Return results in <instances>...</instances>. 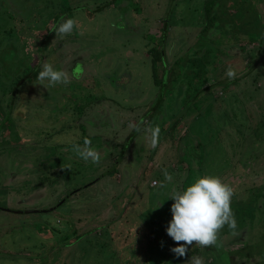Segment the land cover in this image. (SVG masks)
Masks as SVG:
<instances>
[{"label": "rangeland", "instance_id": "rangeland-1", "mask_svg": "<svg viewBox=\"0 0 264 264\" xmlns=\"http://www.w3.org/2000/svg\"><path fill=\"white\" fill-rule=\"evenodd\" d=\"M210 1L0 0V264H264V0H223L205 34ZM208 174L256 221L177 258L168 198Z\"/></svg>", "mask_w": 264, "mask_h": 264}, {"label": "clouds", "instance_id": "clouds-1", "mask_svg": "<svg viewBox=\"0 0 264 264\" xmlns=\"http://www.w3.org/2000/svg\"><path fill=\"white\" fill-rule=\"evenodd\" d=\"M55 30V34L63 37L71 34L75 20L72 18H61ZM226 76L233 79L236 72L232 68L226 70ZM37 79L44 82L43 86L54 87L57 85L67 86L70 79L62 69L55 68L52 64L44 62L38 73ZM159 127L151 129V142L156 145ZM90 141L84 140V147L73 145V151L85 162L99 163V153L91 148ZM166 179H170L167 170H164ZM234 190L225 184L219 176L203 175L194 180L184 189L173 191L168 200L174 201L171 204V220L166 227L167 235L176 243L170 251L177 257H184L188 252V247L195 245L208 247L217 245L218 233L226 225L229 230H237V220L231 207ZM160 204L157 203V207ZM183 242V243H180ZM192 264H202L199 257H191Z\"/></svg>", "mask_w": 264, "mask_h": 264}, {"label": "trees", "instance_id": "trees-1", "mask_svg": "<svg viewBox=\"0 0 264 264\" xmlns=\"http://www.w3.org/2000/svg\"><path fill=\"white\" fill-rule=\"evenodd\" d=\"M211 5V6H210ZM215 5H219L220 8L217 9V13L213 14V8L215 7ZM224 7H225V3L223 0H218V2L216 3H213V0H211L208 4H207V8H205V11L202 12V14H204V16H206L207 20H206V27H205V32L203 33H208L207 30H210L212 28V26H214L215 24V21H216V18H219L222 20L223 17H221V13L224 12ZM226 12V11H225ZM229 17V16H228ZM225 18V17H224ZM217 22V21H216ZM219 22V20H218ZM233 22V21H232ZM166 25V23H164ZM167 31H168V28H164L163 32H164V36L162 35L161 39H160V44L162 43V38L163 37H167ZM259 45H260V50H261V53H264V33H263V36H262V39L261 41H259ZM152 50V49H151ZM154 50V49H153ZM153 50L151 52H153ZM157 53V58H156V61L162 63V60H161V57H163V55L161 54V50H157L156 51ZM208 54V53H207ZM206 54V55H207ZM204 56V55H203ZM209 64V62L207 63ZM196 65H193L192 68H195ZM206 67V66H205ZM205 69V68H203ZM161 84H162V81H161ZM165 89V87H164ZM179 122L176 123L175 125V128L178 127V124ZM257 209L254 207V205H249L248 203L244 204V205H240L235 209V212L234 215H235V218L237 220V226L243 224L244 226H247L249 224H253L256 220L254 218V216H256V211ZM243 220V222H242ZM242 222V223H241ZM264 238V236H263Z\"/></svg>", "mask_w": 264, "mask_h": 264}, {"label": "water", "instance_id": "water-1", "mask_svg": "<svg viewBox=\"0 0 264 264\" xmlns=\"http://www.w3.org/2000/svg\"><path fill=\"white\" fill-rule=\"evenodd\" d=\"M5 210H6V209H5ZM6 211H8V212H14V211H11V210H6ZM14 213H20V214H23L24 212H22V211H21V212H18V211H17V212H14Z\"/></svg>", "mask_w": 264, "mask_h": 264}, {"label": "built area", "instance_id": "built-area-1", "mask_svg": "<svg viewBox=\"0 0 264 264\" xmlns=\"http://www.w3.org/2000/svg\"><path fill=\"white\" fill-rule=\"evenodd\" d=\"M154 184L156 185V184H157V182H154Z\"/></svg>", "mask_w": 264, "mask_h": 264}, {"label": "crops", "instance_id": "crops-1", "mask_svg": "<svg viewBox=\"0 0 264 264\" xmlns=\"http://www.w3.org/2000/svg\"><path fill=\"white\" fill-rule=\"evenodd\" d=\"M166 39V38H165Z\"/></svg>", "mask_w": 264, "mask_h": 264}]
</instances>
